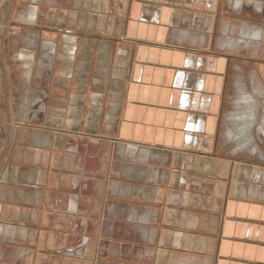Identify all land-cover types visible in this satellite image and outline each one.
I'll return each mask as SVG.
<instances>
[{
    "label": "crops",
    "instance_id": "0c3cea01",
    "mask_svg": "<svg viewBox=\"0 0 264 264\" xmlns=\"http://www.w3.org/2000/svg\"><path fill=\"white\" fill-rule=\"evenodd\" d=\"M21 1L8 90L29 100L0 149V242L24 264H264V192L209 161L236 59L215 46L226 0ZM239 1L238 20L264 8Z\"/></svg>",
    "mask_w": 264,
    "mask_h": 264
},
{
    "label": "rangeland",
    "instance_id": "374dc122",
    "mask_svg": "<svg viewBox=\"0 0 264 264\" xmlns=\"http://www.w3.org/2000/svg\"><path fill=\"white\" fill-rule=\"evenodd\" d=\"M19 1L22 2L21 0H0V149L10 118H13L12 110L18 106L20 100L25 103L29 100V93L8 90L11 87L10 85L19 79L16 71L13 72L7 68L12 63H15L10 60V56L12 53L19 51L20 48L16 39L18 35L13 34V30L18 28L13 21V17L19 8ZM231 1H225L227 6L224 5L223 21H220L222 27L215 46L221 51L234 53L236 59L233 60L227 80L220 135L217 142H215L217 145H212L210 148L209 158L211 159L209 161L216 163L212 168L213 170L217 164H224L225 162L224 166L219 167L218 175H223L225 181L230 183V185L232 184L233 176V180L237 186L239 185V188L245 186L249 188V186L256 185L264 192V36L260 40L262 32L259 28H255L261 27L264 31V8L258 13L253 5L249 6L244 13L248 18H252L254 23H248L249 21H244L242 18L238 20V16L233 15L238 12ZM262 5L264 7V4ZM204 21L206 26L210 25V19L204 18ZM226 27L227 33L224 35ZM244 27L255 28L256 39L254 43L240 40V45L237 46L238 49L234 51L221 44L223 39L228 45L235 44V37L241 36ZM252 95L255 97L257 104L249 109L255 113V121H250L251 123L248 122L243 125L244 134L247 135L244 137V134L242 135L240 132L242 131V125L235 124L233 118L238 112L248 114L247 106L241 105L242 107H240L238 102L244 96ZM246 137L249 139V146L244 148L248 141ZM223 158L236 161L234 171H229L230 162H221ZM209 173L213 172L209 171ZM216 177L215 174H208L209 179L207 180L210 186ZM181 179L178 176V181L181 182ZM0 240H2V236H0ZM22 255L24 254L22 250L20 251L17 248V245L11 242H0V264L27 263L22 261Z\"/></svg>",
    "mask_w": 264,
    "mask_h": 264
},
{
    "label": "bare ground",
    "instance_id": "6f19581e",
    "mask_svg": "<svg viewBox=\"0 0 264 264\" xmlns=\"http://www.w3.org/2000/svg\"><path fill=\"white\" fill-rule=\"evenodd\" d=\"M240 2V1H239ZM36 7V6H35ZM29 8H30V6H29ZM32 8V7H31ZM26 11V10H25ZM34 11V10H33ZM22 14H24L23 12H22ZM26 14H27V12H26ZM30 14V13H29ZM29 16V15H28ZM33 16V15H32ZM34 17V16H33ZM24 18H25V15H24ZM30 17H28V19H29ZM27 19V20H28ZM31 21V20H30ZM227 29V28H226ZM254 39H252V41H251V43H254ZM253 45V44H252ZM25 55V54H24ZM24 58V57H23ZM32 58H33V56H32ZM27 59V58H26ZM31 60V59H30ZM238 104L240 105V107H242L241 105H245V106H247V109H248V114H244L245 112H238L237 113V115L233 118L234 120H233V122H235V124H238V125H242L241 126V129H242V131H240L241 133H242V135L245 133L244 131H243V125H246V123H248V122H250V121H255V113L254 112H252V111H250V107H252V106H256V104H257V102H256V99H255V97L252 95V96H248V97H246V96H244L243 98H242V100H240L239 102H238ZM245 108V107H244ZM242 109V108H241ZM249 112H251V113H249ZM247 113V112H246ZM251 123V122H250ZM249 125V124H248ZM241 135V137L243 138V136L245 137V136H247V135H243L242 136ZM238 136H240V135H238ZM246 140H248L247 141V143L245 144V147L244 148H246L247 146H249V144H248V142H249V139H248V137H246Z\"/></svg>",
    "mask_w": 264,
    "mask_h": 264
},
{
    "label": "flooded vegetation",
    "instance_id": "af4514ba",
    "mask_svg": "<svg viewBox=\"0 0 264 264\" xmlns=\"http://www.w3.org/2000/svg\"><path fill=\"white\" fill-rule=\"evenodd\" d=\"M256 1H257V2H256V6H257V8H258V9H261V4L258 2V0H256ZM240 3H241V0H240ZM237 6H239V4H238ZM246 10H247V7H244V8L241 10L239 16H240L241 18L245 19L246 21H249L248 23H252V22H253L252 18H248V16H246V14L244 13V12H246ZM253 23H254V22H253Z\"/></svg>",
    "mask_w": 264,
    "mask_h": 264
},
{
    "label": "built area",
    "instance_id": "2783aa9c",
    "mask_svg": "<svg viewBox=\"0 0 264 264\" xmlns=\"http://www.w3.org/2000/svg\"><path fill=\"white\" fill-rule=\"evenodd\" d=\"M87 240H88V238H85V239H84V242H86Z\"/></svg>",
    "mask_w": 264,
    "mask_h": 264
}]
</instances>
